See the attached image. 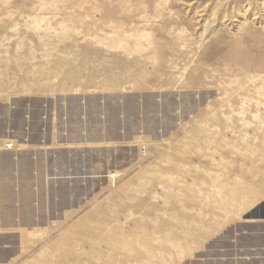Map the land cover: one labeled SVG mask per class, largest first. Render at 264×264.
I'll return each instance as SVG.
<instances>
[{"label":"rangeland","instance_id":"374dc122","mask_svg":"<svg viewBox=\"0 0 264 264\" xmlns=\"http://www.w3.org/2000/svg\"><path fill=\"white\" fill-rule=\"evenodd\" d=\"M264 0H0V264H264Z\"/></svg>","mask_w":264,"mask_h":264},{"label":"bare ground","instance_id":"6f19581e","mask_svg":"<svg viewBox=\"0 0 264 264\" xmlns=\"http://www.w3.org/2000/svg\"><path fill=\"white\" fill-rule=\"evenodd\" d=\"M252 219H264V217L263 216H260L259 214L257 215V214H255V213H253L252 214V216H250Z\"/></svg>","mask_w":264,"mask_h":264}]
</instances>
